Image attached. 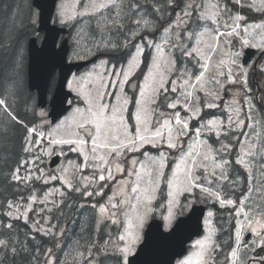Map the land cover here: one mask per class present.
I'll return each mask as SVG.
<instances>
[{
    "label": "snow or ice",
    "instance_id": "obj_1",
    "mask_svg": "<svg viewBox=\"0 0 264 264\" xmlns=\"http://www.w3.org/2000/svg\"><path fill=\"white\" fill-rule=\"evenodd\" d=\"M232 5L238 6L235 12ZM244 6L242 0H86L79 13L73 8L68 15L62 9L61 24L77 15L99 13L97 22L122 36L120 43L112 47L127 49L129 58L124 65H112L111 70L105 68L102 74L88 80L92 88L77 86L84 107H76L63 127L53 129L46 147L35 151L39 148L37 142L26 143L25 151L31 149L35 154L30 161H23L29 165L25 175L21 176L17 167L10 179L17 185L23 181L28 195L0 206L3 216L9 218L0 227L12 230L11 221L28 224L29 213L33 217L52 213L64 203L66 191L83 197H104L105 203L91 206H99L101 216L112 224L120 223L118 213L127 205L123 215L129 227L133 219L142 227L154 211L152 205L158 193L163 195V184L170 203L186 194L185 208L202 198H211L222 208L230 207L229 215L234 218L232 244L222 259L227 264H264V206L257 208L258 201L264 202V177L253 175L256 164L264 173V133L256 127L255 106L247 95L251 91L247 67L240 60L244 47L264 53V39L260 43H250L249 39L250 28L264 32V22L242 25L246 17L239 8ZM258 10H264V5ZM236 41L239 44L233 51ZM218 49L227 59L213 64L212 57ZM137 71L141 72L139 84L129 83ZM229 84L241 87L227 88ZM226 89L231 97L222 109L226 115H219L213 110L221 107L219 102L225 99ZM242 93L247 108L243 114L238 103ZM14 103L15 92L9 88L0 96V134L23 126L29 136L36 134L37 141L43 140L37 128L46 123L45 112L34 113L39 123L30 126L15 111ZM152 149L158 151L153 153ZM67 153L76 154L75 159L67 161L75 182L67 168L54 167L50 159H45L56 156L59 164L60 157ZM84 170L87 171L81 176ZM50 182H60V187L42 188ZM106 188L110 193L107 196ZM57 194L61 199H52ZM37 203L42 207L34 209ZM207 215L212 217L214 213L209 211ZM41 218L49 226L33 219L32 231L44 235L59 232L50 224L51 215ZM215 231L212 229L206 240L197 242V252L183 264H219L216 254L221 246L213 238ZM245 233H250L247 241ZM138 239V235H120L119 240L127 242L112 249L108 240L98 243L93 239L80 258L84 264H105L100 257L119 254L118 264H128L131 245ZM242 250H247L244 257L240 255ZM0 252V264H8L9 256L13 264L17 255H25L27 264H33L35 259L34 253L27 255V246L22 244L17 249L14 241L7 238L0 239ZM47 252L46 264H58L51 249Z\"/></svg>",
    "mask_w": 264,
    "mask_h": 264
},
{
    "label": "rangeland",
    "instance_id": "obj_2",
    "mask_svg": "<svg viewBox=\"0 0 264 264\" xmlns=\"http://www.w3.org/2000/svg\"><path fill=\"white\" fill-rule=\"evenodd\" d=\"M85 2L86 0H79V3H77V0H60L57 5L56 13L54 16L55 23L60 25H69L75 28L74 35L71 40L73 46L71 51L72 54L70 56L71 61L90 58L96 53H98V51L99 53H103L111 49H116L112 47V45H118L119 41L122 39V36L118 34L115 29L103 26L102 24H99L97 22L96 16H99L100 15L99 13H97L96 16L77 15L76 19L70 20L67 24L60 23L59 13L62 9L68 15L72 14L73 8L77 13H79L83 10V6ZM95 2L100 3L103 2V0H95ZM141 2L143 3L144 0H141ZM151 2L152 0H148V3ZM242 3L245 6L242 7L241 9H243L245 12H240V13L246 17L245 21L240 22L242 25L258 24L264 22V10H258L261 8L262 5H264V0H242ZM252 5H255V7H252ZM18 6L19 7L23 6V10L21 13L17 9ZM232 8H233V12H235L238 6L232 5ZM103 11L106 13H110L111 9H104ZM19 14L21 18L18 17ZM10 16L11 17L8 18V20L10 19V22L7 23V25L2 29V32L6 38V41H13V42L17 41L16 48L13 49V52L8 53V60L6 63V65L9 68H12V73H10V77L13 75V81L11 85L14 86V90H17L18 87L22 88L25 84V74L24 71L22 70L23 66L18 63H19V57L21 59L25 58V53H27L28 39L26 37H23L24 38L23 42L18 41L16 36L20 37V34L17 35L16 31H18L19 29L22 30L23 28L24 30L26 29L23 32L24 36H26L29 33V29L31 31H36L38 27V11L32 6V0H16V8H14V12ZM106 19H109V23H110V18L106 17ZM250 32H251V36L249 37L250 43H260L262 39H264V32H262L261 29L259 28H250ZM157 42L158 43L160 42L159 38H157ZM238 44H239L238 41H236V43L234 42L232 49L233 51L236 50ZM18 46L19 49L21 47L20 51L17 48ZM246 48L248 47H244L241 50L242 51V55L240 57L241 61L244 57V51ZM254 49L257 51V55L251 61L250 64L246 65L247 85L251 89V91L248 92L247 95L251 98V103L255 106V108L253 109V116L255 117V120L258 122L256 124V127L258 130L264 133V127H261V125H264V119H262L264 118V53H262L258 48H254ZM6 57H7V52L4 51V59H6ZM221 58L227 59V57H225L223 53L218 49L215 55H213L212 57L213 64H215ZM105 62H107V64H105ZM102 65L104 67H102ZM105 68L111 70V66L109 65L108 61L106 59H101L97 61V63L86 69L85 71L72 76V78L68 83V88L75 95L74 99L72 100L74 107L72 111L60 122L56 124H51L48 119L49 109L47 108L45 110L42 109L40 110L45 112L46 114L45 117L46 123H44L42 127L37 128V132L43 135V140L37 141L36 134L28 136L27 139V142L31 140L39 144V148H36L35 151H39L40 148L46 147V142L49 139V134L52 133L53 129H55L57 126L63 127L67 122L68 118L73 115L76 107H81V108L84 107V102L82 97L77 95V91H76L77 86L80 85L82 87L92 88L93 85L91 83H87V81L94 79L97 74H102ZM136 73L129 81V83H131L132 81H136L137 84H139V79L135 78ZM89 74H91V76ZM209 75H211V72L209 73ZM82 78H84L85 81L84 83H82ZM69 85H71V87H69ZM240 87H241L240 84L227 85V88H233V89H240ZM125 91H128L127 87L125 88ZM224 97L225 99H222L219 102L221 107L213 110L219 115H226V112H222V109L224 108L227 100L230 99L231 97V94L227 92V89L224 92ZM238 103L241 106V112L243 114L244 112L247 111V108L244 107L243 93L238 97ZM157 151L158 150L156 149H152L153 153H156ZM233 151H236V149H233ZM34 154L35 152L33 150L31 149L28 150L27 151L28 157L25 160L30 161ZM135 155L139 156V153H136ZM62 157L64 160L59 167L63 166L67 168L69 176L73 178L75 182L76 178L72 177V169L68 168L67 161L69 159H75L76 154L67 153ZM51 158L45 157V159H51ZM256 159L258 160L259 158ZM28 166H29L28 164H24L23 162L19 166L21 176L25 175V169ZM33 171H35V169ZM86 171L87 170H84V172L81 173V176L84 175ZM253 175H255L258 179L264 177V173L261 172L259 164H256L253 167ZM20 183L24 185L23 181H21ZM112 183L115 184V181H113ZM227 183L228 182H225L226 186ZM51 186H55L59 188L60 182H50L49 185H42V188H48ZM109 188H111V185H109ZM109 194H110L109 189L106 188L105 196ZM27 195L24 197H27ZM185 196L186 194L178 197L177 198L178 202H171V203L169 202V198H168L166 202H160L156 206L155 204L158 199L157 198L152 205L154 211L145 219L143 226L138 227L137 222L133 219L132 226L129 227L128 218H126L123 215V209L126 208L127 205H124L120 210V212L118 213V219L120 223L112 224L104 216H101V214L99 213V206L97 207L91 206L92 204L99 205L101 203H105L104 197L101 196L83 197L81 193L75 191H66L65 196L62 198L64 203L60 205L59 209H54L53 212L50 214L41 213V216H36V217H33L32 214L29 213L28 224L31 226L33 219H39L41 225H43L44 227H48L49 225H45L44 219H42L41 217L45 215H51L52 219L50 221V224H54L56 226V229H59V232H57L55 235H46L51 239L52 242L50 248L52 258L56 260L58 264H67V263L84 264V261L80 258V253L85 252L86 247L90 246L89 245L90 240L94 239L98 243H102L103 241L108 240L109 241L108 247L109 249H112L114 245L118 247H122L127 242V241H120L119 240L120 235H125L128 238H132L138 235L139 239L134 244L131 245L132 253L128 256L129 258L133 254H135L139 245L142 243L144 239V231L146 229V226L153 218L161 219V221H163L164 223V228L166 230H169L174 225L175 221L180 216L187 214L194 205H206L209 211H212L214 215L212 217H209L206 214L204 220L203 236L194 241L187 257H185L180 261H177L176 263V264H183L185 260H187L190 256H193L194 253L197 252V247H196L197 242L206 240L212 229L216 230L213 238L221 246L222 243L226 244V241L228 240V238H230L229 229L234 228V218L230 217L229 215V213L232 211L230 207L222 208L217 203H214L211 198L207 200H204L202 198L197 200L195 203H193L191 207L185 208L184 207ZM52 199L59 200L61 199V197L59 196V194H57L53 196ZM262 206H264V202L258 201L257 202L258 210ZM40 207L42 206L39 205L38 203L33 205L34 209H38ZM169 210H171V215H169ZM81 220H84V223L81 224L80 223ZM95 226L97 232H100L102 230L101 237L104 239L101 242L98 241V235L96 233L94 237L91 236L89 237V232ZM56 229H53V231L55 232ZM40 233L43 234V232ZM82 233L85 234L81 236ZM247 234L248 233H245L244 239L246 238ZM225 252H226L225 249L221 248V250L216 254V261H218L219 264L224 263V259L222 258L224 257ZM240 255L241 257L246 256L247 250H242ZM100 258L105 260V264H118L119 254L116 256L109 254L108 256H102ZM39 264H46V258H43L39 262Z\"/></svg>",
    "mask_w": 264,
    "mask_h": 264
},
{
    "label": "water",
    "instance_id": "obj_3",
    "mask_svg": "<svg viewBox=\"0 0 264 264\" xmlns=\"http://www.w3.org/2000/svg\"><path fill=\"white\" fill-rule=\"evenodd\" d=\"M58 1L32 0V5L39 11L38 31L44 33V38L40 46L35 37L31 38L28 44V86L31 92L37 93V106L42 109L49 107L48 117L52 124L57 123L72 109L69 102L74 95L67 88L71 76L97 60L93 58L76 63L68 62L71 51L68 37L58 47L60 37L68 35L66 28L52 24ZM256 53L253 48L246 49L243 63L248 65ZM55 74H58V78L49 100L48 92ZM56 160L57 157L51 159L54 167L60 164H57ZM205 213V206H194L169 231L164 230L160 220H151L145 231L143 243L128 259V264H175L177 259L186 255L188 244L201 236ZM249 237L250 235L246 240Z\"/></svg>",
    "mask_w": 264,
    "mask_h": 264
},
{
    "label": "trees",
    "instance_id": "obj_4",
    "mask_svg": "<svg viewBox=\"0 0 264 264\" xmlns=\"http://www.w3.org/2000/svg\"><path fill=\"white\" fill-rule=\"evenodd\" d=\"M14 8H16V0H0V96H4L6 94H4L3 92L1 93V91L3 90H5L6 92L9 88L14 90V86L11 85L13 81V75L10 77L12 68H9L6 63L8 60V53L13 52V49L16 48L17 41H6V38L2 32V29L7 25V23L10 22V19L8 20V18L11 17L10 15L14 12ZM17 9L21 13L23 10V6H18ZM239 12L245 11L239 8ZM18 17L21 18L20 14L18 15ZM25 30L23 28L22 30L19 29L18 31H16L17 35L20 34V37L16 36L18 41L23 42V37L28 38L31 30L29 29V33L24 36L23 32ZM17 48L19 49V46ZM20 50L21 47L19 51ZM123 50L125 49L119 48L117 50V57H114L113 54L107 55L106 57L109 59V63L117 66L125 64L126 60L129 57L127 55V49L123 52V55L121 54ZM4 51L7 52L6 59H4ZM144 55L145 57H147V51ZM142 70L143 66H141V71ZM140 76L141 72L138 71L136 77L140 78ZM53 89L54 84L52 83L49 94H52ZM14 92L15 111L20 115L21 118H23L25 124L35 127L39 121L34 117V113H38L39 109L36 106L35 95L30 93L27 88V80H25V84L22 88L18 87V89L14 90ZM28 136L29 135L23 126L10 128L8 129L6 134H0V206L4 205L5 201H13L16 198L24 197L27 195V191L25 190L24 185L21 183L17 185L10 179V175L13 169L19 167L22 162L28 157L27 151H25V145L27 143ZM169 168H171V162L169 163ZM166 174H168L167 170ZM161 193H163V195L159 193V198L156 202V205L167 200L163 184L161 187ZM7 220L8 217L3 216V209L2 207H0V225H2V223ZM11 222L14 224V228L12 230L0 227V239L7 238L11 241H14V246L17 249H19L22 244L27 246V255H32L34 253L35 259L33 260V264H37V262L39 264V262L43 258H47V250L50 249L52 245L51 239L42 233H36L32 231L31 226L29 224H25L22 220H13ZM80 223H84V220H81ZM232 230L233 228L229 229L230 234ZM95 233L98 235V241H103L104 238L101 237L102 230L100 232H97L96 226L89 232V237H94ZM84 234L85 233H82L81 236H83ZM31 236H35V239H31ZM231 244L232 241L230 238H228V240L226 241V245H224L223 248H226L227 252H229ZM0 258H3L2 252H0ZM8 264H13V258L11 256H9L8 258ZM15 264H27L25 255H17L15 257Z\"/></svg>",
    "mask_w": 264,
    "mask_h": 264
},
{
    "label": "flooded vegetation",
    "instance_id": "obj_5",
    "mask_svg": "<svg viewBox=\"0 0 264 264\" xmlns=\"http://www.w3.org/2000/svg\"><path fill=\"white\" fill-rule=\"evenodd\" d=\"M74 30H75V28L73 27V26H71V28H70V31H69V37H70V39L72 40V38H73V35H74ZM33 32H35V31H31V35L28 37V40L32 37V34H33ZM42 37H43V35H42ZM113 53H115V50L113 51ZM103 53H99V51H98V53H96L95 55L96 56H101ZM79 60V59H78ZM28 61H29V54H28V52L27 53H25V58H20L19 57V63L18 64H21L24 68H25V75H26V80H27V77H28ZM52 80H54L55 82H56V80H57V75H55L54 77H53V79ZM53 81V82H54ZM27 88H28V85H27Z\"/></svg>",
    "mask_w": 264,
    "mask_h": 264
},
{
    "label": "bare ground",
    "instance_id": "obj_6",
    "mask_svg": "<svg viewBox=\"0 0 264 264\" xmlns=\"http://www.w3.org/2000/svg\"><path fill=\"white\" fill-rule=\"evenodd\" d=\"M30 35H31V33L29 34V36H30ZM29 36H28V37H29ZM27 39H28V38H27ZM27 39H26V40H27ZM2 92H3L4 94L6 93V91H5V90L1 91V93H2Z\"/></svg>",
    "mask_w": 264,
    "mask_h": 264
}]
</instances>
